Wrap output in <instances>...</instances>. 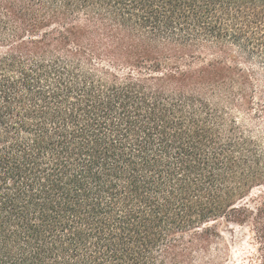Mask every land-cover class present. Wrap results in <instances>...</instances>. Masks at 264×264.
Wrapping results in <instances>:
<instances>
[{
  "label": "trees",
  "instance_id": "1",
  "mask_svg": "<svg viewBox=\"0 0 264 264\" xmlns=\"http://www.w3.org/2000/svg\"><path fill=\"white\" fill-rule=\"evenodd\" d=\"M264 264V0H0V264Z\"/></svg>",
  "mask_w": 264,
  "mask_h": 264
},
{
  "label": "rangeland",
  "instance_id": "2",
  "mask_svg": "<svg viewBox=\"0 0 264 264\" xmlns=\"http://www.w3.org/2000/svg\"><path fill=\"white\" fill-rule=\"evenodd\" d=\"M222 233L230 251L228 264H255L252 259L254 245L246 229L233 226L223 229Z\"/></svg>",
  "mask_w": 264,
  "mask_h": 264
}]
</instances>
